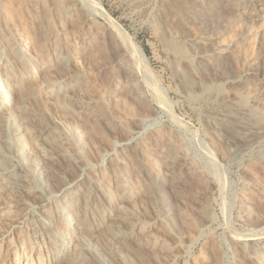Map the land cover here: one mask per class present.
<instances>
[{"label": "bare ground", "instance_id": "1", "mask_svg": "<svg viewBox=\"0 0 264 264\" xmlns=\"http://www.w3.org/2000/svg\"><path fill=\"white\" fill-rule=\"evenodd\" d=\"M166 1L183 92L238 115L202 117L225 161L261 136L264 0ZM136 61L148 66L98 1L0 0V264H264V233L226 236L230 260L202 239L215 184L161 117L147 124L156 87ZM242 175L241 218L262 227L264 152Z\"/></svg>", "mask_w": 264, "mask_h": 264}, {"label": "rangeland", "instance_id": "2", "mask_svg": "<svg viewBox=\"0 0 264 264\" xmlns=\"http://www.w3.org/2000/svg\"><path fill=\"white\" fill-rule=\"evenodd\" d=\"M89 1H98L112 20H114L117 25L125 31L129 38L144 52L148 66L141 63V67H138L140 66V62L138 61H136L134 65L136 70L138 69L137 74L139 78L141 80L143 79L144 89H147V84L156 87L155 94L149 95L146 93L147 101L153 108L151 110L152 118L148 120L147 124H154L158 122L161 117V121H164V125L169 129L171 128L176 138H178V141L185 146H183L185 152L193 160L195 165L200 168L204 177L215 184L213 185V189L208 193L207 204L217 218L215 221L213 219L204 230L205 232L202 234V239L214 237L225 253V258L230 260L231 252L226 248V236H243L255 233L252 238L254 241L258 242L260 241L261 234L264 233V224L262 227H253L241 218V205H239V194L241 193L240 186H242L245 181L242 170L255 160L256 156L258 157L260 153L264 152V103L263 108L260 109V111H254L256 113L251 117V120L254 123L256 121V124L261 128L260 134L262 137L259 136L246 146L232 149L230 156L225 161H220L214 156L211 149H209L206 137L208 128L202 117L208 112L217 115L218 113L224 114L226 112L230 114L232 111L231 114L233 116L237 117L238 115L233 111L234 109L232 107V109L228 107L224 108L223 104L218 100H208L205 97L192 99L183 92L178 74L180 68L175 65V56L170 49L167 48L163 40L164 36L167 38L171 36L169 37V35L165 33L162 24L157 18L159 11L167 7L168 1ZM156 20L157 26L153 23ZM98 21L99 23L107 25L102 18L98 19ZM172 40L180 45L178 38ZM142 67L145 68V71H141ZM3 89L4 88H0V92L5 98V101H7L8 98L4 96L5 93ZM158 97H160L161 100L164 99L163 103H166V105L164 103L166 110L165 108H161L157 103ZM245 103L246 101L244 104ZM205 150L207 152L209 150V154L205 152ZM200 248L201 243L196 244L193 254L190 252L189 256L198 255ZM185 252H188V248L184 249V253ZM185 260L186 258L184 257L178 264H184Z\"/></svg>", "mask_w": 264, "mask_h": 264}]
</instances>
